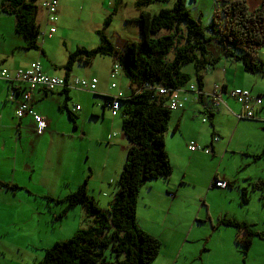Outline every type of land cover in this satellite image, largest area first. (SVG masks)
<instances>
[{
	"label": "crops",
	"instance_id": "obj_1",
	"mask_svg": "<svg viewBox=\"0 0 264 264\" xmlns=\"http://www.w3.org/2000/svg\"><path fill=\"white\" fill-rule=\"evenodd\" d=\"M43 0H35V5L37 6V17L36 21L39 26L40 31L47 32L50 27L55 29V32L59 31V29L63 30V24L67 22H72L76 24L75 29L78 31H82L85 24L87 23V19L91 15H97L98 20H91L88 23V31L92 34L90 36V42L75 43L70 46L67 44V35L68 29H64L62 34L56 35L55 32L51 36L48 37L46 35L43 39H39V47L37 50L27 49L25 39L16 33L15 31V19L11 15H6L0 13V68H6L8 70H16L20 68H27L36 60L41 62L42 71L49 75L61 78H70V77H79L86 79H96V88L95 92L92 94L93 96L100 97L103 101L104 97H110L112 95L105 94L103 87L106 86L107 80L109 78L110 69L113 63V59L111 56H97L89 63H83L76 61L75 64L72 65L70 71L66 72L64 66L67 63L68 56L73 53L77 49H85L91 50L98 46V43H95L93 37H97V32L99 30H103L104 35L105 29L109 27V25L103 29V23L107 17H110L112 12H115L116 15H120V10L123 7H130L127 4H122L123 0H106L103 4L102 8H99L97 11L99 13L82 12L83 9L78 7V11L76 14L75 9V0H57L58 8L55 13V21L53 24L48 23L46 20V13L40 8V4ZM218 0H205L204 10L202 11V2L203 0H185V7L188 10L189 14L191 8L194 10V20H198L200 22L206 16V20L209 19V23H206L204 27H207L210 24L211 16L214 10L217 7ZM245 3L249 12L257 9L261 0H241ZM91 6L98 5L95 1H88ZM135 0H132L131 6L134 11H129L125 13L120 20V23L123 25L122 32L123 35H111V37H107L112 47L118 51H124V47L127 43L131 42H140L141 41V33H140V25L135 22V19L138 17L141 11L150 12L149 10L142 9L141 11L137 10L134 6ZM112 20V18H111ZM93 23V24H92ZM100 26V27H99ZM129 27V28H128ZM101 28V29H100ZM66 32V36H65ZM99 40V39H98ZM258 61L262 64L264 69V46L260 47L256 53ZM82 64H86L83 66ZM81 65L82 69L80 71L77 70V67ZM186 73V72H185ZM191 77H193V68L191 72L187 73ZM85 76V77H84ZM122 82L123 88H120L123 92L128 93L129 91V83L126 78H124ZM110 80V79H109ZM192 84L193 81H192ZM225 87V93L222 95V104L218 108H214L211 104L210 99L206 96L209 94L214 86ZM17 87L18 84L16 85ZM10 85L7 82L0 80V176L2 175L1 170H4L8 167L9 161L11 160L10 169L12 171H18L17 162L20 164V168L22 169L26 184L28 186L33 183V180H50L54 181L55 179H59L63 181L67 178L68 173L71 171V165L65 166V157L69 158V154H72L69 151L68 147H65V140L69 138H73L70 132H65L63 130L64 123L61 122L63 117H68V111L72 112L74 107H69L68 103L70 102V93H88L86 91H77L73 89L69 90H58L55 92H45L41 89H36L33 92V100H32V108L38 114L43 116L47 121V128L41 135L35 134V124L33 123L30 117H22L20 119L15 117V109L18 103L19 97L15 96L10 99ZM109 85L107 86V88ZM239 88L246 89L251 92V94L258 96L261 99V105L256 108L254 112V117L252 119H238L236 116L241 113L240 105L228 95V90ZM98 90V91H97ZM109 90V88H108ZM19 91V89H18ZM110 91V90H109ZM115 93V92H114ZM202 99L195 100L192 94L188 95V101L185 104L182 110L171 111L178 112L176 116L173 118L170 116V121L168 124V130L170 129V134L179 133V124L183 121L184 118H187L191 112H194L196 106L197 111L202 112L203 118L207 119L208 124H211L213 130L208 136V140L201 148H208L210 150L209 154H204L202 152H191L193 153V158H198L200 155H204L207 157L211 164H214L215 167L206 174L205 183L200 186L199 183L187 177V172L182 171L181 175L175 177V174L171 178L163 179L158 178L155 180H148L144 183L142 188L139 191L138 201H137V224L138 226L145 231L146 233L154 236L161 242V248L158 255L149 263V264H202L206 258V253L209 252L208 244L209 242H203L206 240H211L215 231H224L226 240L228 244L232 243L236 239V230L232 227H227L224 225H220L219 221L222 219H231L230 213H216L213 216L209 215L208 208H206V212L203 215V220H201L200 211L195 215L193 220L191 221L190 230L185 238L180 241L179 237L183 228V220H188L189 213H181L175 216V220L172 223L170 234H164L163 238L160 239L159 234L156 230L153 229L151 225H148L149 222H154L153 219L159 210L164 207L165 199L168 200L169 207L171 208V204L175 203L180 198L181 186L193 187L194 192L200 197V192H204L205 195L208 194V191L218 190L219 189H210L209 186L214 178L226 180L230 187L226 190L238 186L236 177H231L232 175L224 169L222 166V161L224 158H228L232 151L228 150L230 148L231 142L233 139L228 140L226 143L221 142L220 138L217 135L218 126L220 118L224 117L227 119L235 120L234 133L235 134L240 126V121L245 120L246 124H252L253 126H260L261 132L264 133V75H251L247 74L243 71L242 66L239 63L231 62L225 59H221L219 64L213 69L206 72V75L203 79V87H202ZM90 94V93H89ZM235 102V103H234ZM233 104L236 107H233ZM193 105L190 110H186L187 106ZM102 114L106 109L103 108L102 103ZM120 110V105H119ZM118 110V112H119ZM80 111V109H79ZM78 111V112H79ZM191 111V112H190ZM78 112L73 113L74 115ZM117 112V114H118ZM65 113V114H64ZM228 113V114H226ZM110 114V113H109ZM117 114L114 116L116 117ZM211 115V116H210ZM111 118H114L110 115ZM201 119V122H202ZM174 120V123L172 122ZM210 120V122H209ZM172 124V127L170 125ZM205 124V123H204ZM73 125V124H72ZM177 128L175 132H173V128ZM73 130V128H72ZM167 130V131H168ZM76 131V130H73ZM122 132V131H121ZM216 132V133H214ZM167 133V132H166ZM165 133V134H166ZM121 137L119 141L124 142V150L126 156V147L127 141L121 133ZM217 137L218 141L213 142L212 138ZM110 137L108 136V139ZM29 139L35 140L34 145H30ZM123 139V140H122ZM173 140H168L164 135L165 142V150L168 154V159L170 165L172 167V171L174 168H177L179 164V157L177 155V147L173 144ZM48 141L49 143L57 142L58 146L55 147V152H57L59 159L57 160V169H56V178L52 176L51 172L42 173L41 172V159L43 161V156L45 151H42L39 146L41 142ZM126 141V142H125ZM262 146L259 150L261 151V157L264 156V138L262 141ZM119 144V143H118ZM226 144V145H225ZM228 144V147H227ZM228 148V149H227ZM224 150L222 157L218 159V153L221 150ZM189 151V150H188ZM75 157L76 156V152ZM73 153V154H74ZM234 153V152H233ZM35 154V159L31 158V155ZM247 154V155H246ZM244 154L243 163L248 166L254 163H257L256 159L253 157L257 155H249L248 153ZM259 155V154H258ZM260 157V158H261ZM19 159H23L26 161L25 165L22 162L18 161ZM259 158V159H260ZM258 159V160H259ZM125 162V160H124ZM124 164V163H123ZM121 163L115 161L114 166L111 167V172L108 174L107 181H99L98 183H94L93 177H89L85 175L84 166L81 169V180L79 181L78 186L84 181L87 180V193L91 192L90 197L96 202L97 205L100 204V200L97 199V194L93 195V185L99 184L103 185L106 182L111 183L116 180L120 174V170L122 169ZM77 168V166H76ZM114 171V172H113ZM172 174V173H171ZM170 174V175H171ZM105 176V174H104ZM103 176V178H104ZM16 181L21 179L20 174L16 175ZM90 178V179H89ZM16 181L12 182V187H1L0 186V195L5 189H11L13 191L22 190L23 187H17L19 183ZM258 181V179L256 180ZM0 183L6 184V182L0 177ZM256 183V182H255ZM254 183V184H255ZM77 186V187H78ZM161 186V189L159 188ZM26 188V187H24ZM103 190V188H102ZM161 190V191H160ZM226 190H220L224 192ZM102 191H98L101 193ZM116 192V191H115ZM245 192V191H244ZM166 194V197L164 196ZM67 196V195H66ZM65 197V196H64ZM64 197L57 199L62 200ZM101 197H105V193L102 194ZM46 198V197H45ZM47 201V200H46ZM111 198L107 201V209H101L104 212L108 211L109 204L111 202ZM49 201H47L48 203ZM56 204V203H55ZM77 205L69 209L62 217H57L58 214L54 217V220L58 223H63L66 221L67 217L70 215V211L77 209ZM82 207V206H81ZM84 210V208H81ZM188 211V210H187ZM60 212V211H59ZM191 212V211H190ZM85 213V212H84ZM39 213H32L26 221L33 222L35 225H29L27 232H16L13 236H10V231L17 230L15 227L16 224H19L20 216L16 217L12 214H5L0 211V264H34L38 261L37 254H33L32 250H37L38 247L41 246L42 251L49 247H45V245L41 244L42 239L36 237V233L39 232ZM23 216L22 214H20ZM15 218L17 219V223L11 224V222H15ZM200 219V220H198ZM233 220V219H231ZM236 220V219H234ZM238 222V221H237ZM242 223V222H240ZM90 224L88 227L93 225V221H88ZM205 225L204 231L201 234L194 235V238L190 239L195 226ZM163 225V224H162ZM77 226V225H76ZM81 226V225H80ZM216 226V229L212 230V227ZM87 227V228H88ZM72 233H70V237L81 227H76L74 230L70 225ZM235 232V233H234ZM165 233V232H164ZM19 236L20 238H16L15 236ZM257 238L252 239V243ZM208 243V244H207ZM202 244V245H201ZM38 246V247H37ZM201 246V247H200ZM40 260V259H39ZM230 264V263H228Z\"/></svg>",
	"mask_w": 264,
	"mask_h": 264
},
{
	"label": "trees",
	"instance_id": "obj_2",
	"mask_svg": "<svg viewBox=\"0 0 264 264\" xmlns=\"http://www.w3.org/2000/svg\"><path fill=\"white\" fill-rule=\"evenodd\" d=\"M166 1L135 0L134 6L141 11L154 2ZM216 4L207 27H201L190 17L185 0H175L172 9H162L155 15L141 11L135 19L140 25L141 41L125 45L121 63L129 89L135 91L148 83L174 90L193 81L202 93L206 72L213 70L221 59L239 63L247 74L264 75L262 64L256 56L258 49L264 46V0L251 12L241 0H218ZM0 13L14 17L15 31L25 39L27 49H38L39 26L35 0H0ZM110 22L111 16L105 19L103 29ZM182 23L184 31L179 28ZM162 30L171 34L153 38ZM97 36V47L91 50L77 49L68 56L64 66L66 72L76 61L89 63L97 56L114 54L115 49L103 30H99ZM172 49V58L166 60ZM185 65L192 66L193 77L182 71ZM107 99L103 98L104 109ZM201 99L202 95L199 101ZM165 101L154 91L143 90L119 102L120 106L126 104L122 111L121 131L127 147L108 211H102L88 196L87 180L62 200L46 197L47 201L62 206L57 217L81 205L93 225L76 231L65 241L54 243L43 251V257L34 264H149L158 255L161 242L137 224V201L146 181L167 179L172 173L164 142L171 115ZM73 115L68 111L72 128L76 130ZM176 130L174 127L172 131ZM260 157L261 154L253 159ZM0 186L15 188L4 183H0ZM261 186L260 181L254 184L256 188ZM241 200L246 202L244 191L241 192ZM219 224L236 230L235 243L245 249L241 251L244 258L253 238L264 239V234L253 231L245 223L222 219ZM214 229L216 226L212 227ZM106 250L113 256V262L106 261Z\"/></svg>",
	"mask_w": 264,
	"mask_h": 264
},
{
	"label": "rangeland",
	"instance_id": "obj_3",
	"mask_svg": "<svg viewBox=\"0 0 264 264\" xmlns=\"http://www.w3.org/2000/svg\"><path fill=\"white\" fill-rule=\"evenodd\" d=\"M88 1L89 0H75L76 11H74V13L76 14L79 12L78 7L83 9L82 12L86 11L87 13H99L97 10L103 7L106 0H91L98 3V5L93 6H91ZM174 1L175 0H167L164 3L154 2L143 9L149 10L150 14L155 15L162 9H172ZM131 2L132 0H123L122 4H127L130 7H123L120 10V15H116L115 12L111 13L110 16L112 20L110 25L104 30L108 38L113 34L116 36L124 34V32H122L123 25L120 23V20L125 13L135 10L131 6ZM204 6L205 0H203L202 6H200L202 11L204 10ZM190 13V17H194L193 8H191ZM97 18V15L89 16L82 31L75 29V23H64L62 29H68L67 44L72 46L75 43L80 45L81 43L90 42L89 39L90 36L92 37V34L88 31V23L91 20L94 23L95 20H98ZM206 19L207 18L205 16L201 19L202 22L198 20L195 21H197L201 27H204L206 23H209V19ZM179 28L184 31V24H180ZM63 30L59 29V31L55 32V36L62 34L64 32ZM169 34H171L170 31L162 30L158 34L154 35L153 38H159ZM93 38L95 43L99 44L98 38ZM172 56L173 49L168 53L166 60H170ZM82 65L85 66L86 64ZM81 69L82 66L79 65L77 70L80 71ZM191 69V65H185L182 71L189 73L191 72ZM124 78V75L121 74L120 77L115 80L120 88H123L122 82L125 80ZM109 84L110 80L108 78L106 86L103 87V89L105 94L112 95L114 94V91H109L107 88ZM102 103L103 101L99 96L96 97L89 93H70V102L68 103L69 107L78 105L80 111L73 115L77 127L76 131L72 130V122L67 118L65 113V116L61 121L64 123L63 130L65 132H70L73 136V138H69L64 141L65 147H68L69 151L72 153L69 154V158L66 156V159H64L65 166L71 165V171L68 173L65 180H33V183L28 186L25 182L27 179L24 178L22 169L20 168V164L18 162V171H12L10 169L11 160L9 161L8 167L1 170L2 175L0 177L8 185H11L12 182L16 181L15 176L20 174L21 179L16 181L19 183L17 187H23L22 190L16 191L5 189L0 195V211L7 215L12 214L15 217L17 215L20 216L19 224L15 225L17 230L10 231L11 237L16 232H27L29 225H35L33 222L26 221L32 213H39L38 226H40V229L39 232L36 233V237L42 239L41 244H44L45 247H51L56 242H62L70 238V233H72L70 232V225L73 230L76 227L86 229L90 225L88 224V221H92V219L86 216L84 213L85 211L80 213L82 210L81 206H78L77 209L70 211V215L67 217L65 222H56L54 217L59 214L62 206L60 204H55L53 201H49L47 203L45 197L57 200L73 193L81 180V169L84 166H86L85 175H88L89 177L92 175L94 183H98L99 181H107L108 174L111 172V167L114 166L115 161H118L119 164L121 163V165H123L125 160L124 142L119 141V139L122 138L121 118L122 111L124 110L123 108L126 104L122 103L117 116L111 118L108 110L104 111V114H102ZM192 106L193 105L187 106L186 110H190ZM194 106H196L194 109L195 113L190 111L191 113L189 116L184 118L179 124V133L172 135L170 134L169 129L165 134V137L168 140H173L175 138L173 144L178 149L177 155L179 157V164L177 165V168L173 169L169 178H171L174 174L175 177H178L181 175L182 171H186L187 177L202 186L205 183L206 174L210 171V169L212 170L215 165L211 164L207 157L202 154L198 158H193V153L188 151L187 145L190 142H193L198 146L204 145L213 128L211 124H204L201 122V119L203 118L202 112L197 111L198 105ZM233 107H236V105L233 104ZM177 113L178 112H171L170 116L174 118ZM172 122L174 123V120H172ZM245 122V120H241L237 132L233 134L234 127L236 126L235 120L222 117L220 118L217 129V135L221 142L226 143L228 140L233 139L230 148H227L232 152L228 158L223 159L221 167L229 171L232 175L231 177H236L238 186L231 188V190H226V195H224V192L220 190L208 191L207 195H205L202 191L200 192L201 194L199 198L194 192L193 187L189 188L181 186L182 190L180 198L175 203L171 204V208H168L169 203L168 200L165 199L164 207H162L153 218L155 219L154 222L148 223V225H151L154 230L160 233V239L163 238L164 234H170L175 216L186 211L185 213H189L188 220H183V228L179 237V240L182 241L188 234L191 221L195 215L200 211L201 220H198L202 221L206 208L209 210L208 214L213 217L216 213H230L231 219H236L235 221L250 225V229L253 231L264 234V156L257 160V163L252 165L250 164L246 166L243 163V161H245L243 155L246 153L249 155H260L261 151L259 149L263 147L262 141L264 133L261 132L260 126H253V123L246 124ZM170 127H172V124ZM108 136L110 137L109 139ZM28 141V144L30 145L35 144V140L29 139ZM57 146V142L49 143L48 141L41 142L39 146L42 151H45L44 154H42L43 161L41 159V172L44 174L51 172L52 176L55 178L57 160L59 159L57 152L54 151ZM74 152L77 153V157L74 156ZM223 152L224 150L222 149L217 154V162L220 157H222ZM31 158L35 159V154H32ZM18 161L27 165L26 161L23 159L18 158ZM257 179L262 184L260 188L254 187V183L258 182L256 181ZM116 180L111 183L106 182L103 185H93V195L97 194L96 197L100 200V204L97 206L100 209L106 210L107 201L110 198L111 200L113 199L116 191ZM159 188L161 189V186H159ZM98 191L102 192L98 193ZM242 191H245L246 193L245 203L241 200ZM103 193H105V197H101ZM89 194H91V192H88V196H90ZM164 196L166 197L165 193ZM13 223H17L16 218L15 222H11V224ZM199 225L200 226H195L192 233H190V239L194 238V235L198 236L202 231H204L205 225ZM223 232L224 231H215L211 240L203 241L209 242V244L207 243L209 252L206 253V258L202 264H264V239L255 237L257 239L254 243L251 242L250 247L246 250V256L244 258L241 251L245 249L241 245L236 244L235 241L232 245L230 243L228 244L224 235L225 233ZM15 237L20 238L18 235ZM32 252L33 254L39 255L38 261L43 257L41 246L38 247L37 250L33 249ZM104 255L106 257V261L113 262L114 259L110 251L106 250Z\"/></svg>",
	"mask_w": 264,
	"mask_h": 264
},
{
	"label": "built area",
	"instance_id": "obj_4",
	"mask_svg": "<svg viewBox=\"0 0 264 264\" xmlns=\"http://www.w3.org/2000/svg\"><path fill=\"white\" fill-rule=\"evenodd\" d=\"M40 8L46 13L47 22L53 24L55 21V13L58 8L57 0H43L40 4ZM54 32L55 29L53 27L48 29V34L44 31L41 32L39 29L38 41L39 39H43L46 35H48V37L51 36ZM123 55V51L115 50L114 54L111 56L113 63L109 73L110 84L108 88L115 93L113 96L107 97L108 99L104 101V107L109 111L112 117L117 114L120 105L119 102L121 100H126L131 95H135L143 90L154 91L157 96L165 98V106L170 112L182 110L188 101L189 94H192L195 100H199V96H203V93H201L195 84L192 83L174 90L145 83L143 87L137 88L135 91L129 89L128 93L123 92L115 82V80L123 74L121 66ZM0 80L7 82L11 86L9 92L10 99L15 96L19 97L14 112L15 117L18 119L22 117H30L35 124V134L38 136L46 130L47 121L43 116L38 115L32 108L33 92L36 89H41L50 93L58 90L73 89L93 94L96 88V79L49 76L42 71L41 62L39 60H36L27 68H20L13 71L6 68H0ZM17 84L19 87L16 86ZM223 93H225V87L223 85H216L212 88L209 94H206L214 108H218L222 104ZM227 93L229 97L234 99L241 107V113L236 116L238 119H252L256 108L262 103L258 96L251 94V92L246 89L234 88L228 90ZM79 109V106H75L71 113L78 112ZM207 122V119H202V123ZM212 141L217 142L218 138L213 137ZM187 149L190 152H202L204 154L210 153L208 148H201L193 142H190L187 145ZM209 188L226 190L228 188V182L223 179L214 178Z\"/></svg>",
	"mask_w": 264,
	"mask_h": 264
},
{
	"label": "bare ground",
	"instance_id": "obj_5",
	"mask_svg": "<svg viewBox=\"0 0 264 264\" xmlns=\"http://www.w3.org/2000/svg\"><path fill=\"white\" fill-rule=\"evenodd\" d=\"M106 101V100H105Z\"/></svg>",
	"mask_w": 264,
	"mask_h": 264
}]
</instances>
